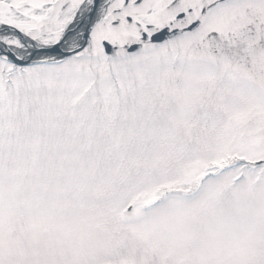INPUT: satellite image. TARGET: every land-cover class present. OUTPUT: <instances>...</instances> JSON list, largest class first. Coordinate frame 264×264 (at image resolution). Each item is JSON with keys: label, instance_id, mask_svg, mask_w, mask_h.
I'll list each match as a JSON object with an SVG mask.
<instances>
[{"label": "snow or ice", "instance_id": "6c2138e0", "mask_svg": "<svg viewBox=\"0 0 264 264\" xmlns=\"http://www.w3.org/2000/svg\"><path fill=\"white\" fill-rule=\"evenodd\" d=\"M0 264H264V0H0Z\"/></svg>", "mask_w": 264, "mask_h": 264}]
</instances>
